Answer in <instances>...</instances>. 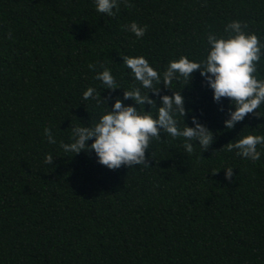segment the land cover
Returning <instances> with one entry per match:
<instances>
[{
	"label": "trees",
	"instance_id": "16d2710c",
	"mask_svg": "<svg viewBox=\"0 0 264 264\" xmlns=\"http://www.w3.org/2000/svg\"><path fill=\"white\" fill-rule=\"evenodd\" d=\"M232 20L264 43V0H126L112 17L93 0H0V264H264V155L253 162L226 146L264 135V117L227 129L229 100L214 102L199 71L170 87L213 132L207 150L194 144L189 154L182 138L162 134L146 153L150 167L113 170L94 151L59 146L71 126L108 108L82 99L88 87L101 101L111 95L109 106L123 97L95 79L101 65L131 89L138 82L123 56H144L163 72L180 56L201 59L207 34H224ZM134 21L147 25L141 39L126 29ZM257 67L264 78V59ZM160 95L172 91L161 85ZM256 111L264 115V105ZM185 122L193 126L191 115Z\"/></svg>",
	"mask_w": 264,
	"mask_h": 264
},
{
	"label": "clouds",
	"instance_id": "9594fccd",
	"mask_svg": "<svg viewBox=\"0 0 264 264\" xmlns=\"http://www.w3.org/2000/svg\"><path fill=\"white\" fill-rule=\"evenodd\" d=\"M125 2L126 0H93L95 10L109 17L115 16L121 3ZM246 28L244 22L232 20L226 25L224 34L209 32L206 36L205 55L201 59L192 60L188 56H180L169 61L163 72L158 71L144 56H123L122 64L138 82V86L131 89L120 87L112 70L101 65L103 70L96 72L95 79L101 82L103 89L110 92L123 89V97H115V102L109 106V101L113 99L111 95L101 101V92L88 87L83 92L82 99H94L98 104L106 103L108 108L97 121L90 122L87 126L84 123L83 126H71L70 142H60V148L64 153L74 155L82 151H94L98 163L113 170L121 166L150 167L146 153L153 140L162 141V134L166 136L164 140L168 137L182 138L183 147L189 154L194 151V144L207 150L213 143V132L192 110H186L181 90L174 91L170 87L174 80L186 81L184 86L188 85L196 71H199L205 84L212 90L214 102L222 105L224 98L229 100L227 118L224 120L227 129H233L248 114L264 117L260 111H256L264 105V78L259 76L257 67L264 59V43H261L255 33L246 31ZM126 29L137 39H141L147 31V25L141 26L134 21ZM8 38L11 39V36ZM89 67L95 69V65ZM157 85L160 86L156 87ZM161 85L171 90L172 95L161 96ZM149 93L159 97V104ZM129 99L134 104H126L125 101ZM145 104L151 106L150 111L145 110ZM189 115L193 126L185 122ZM44 135L49 144L57 143L51 128L46 127ZM234 141L226 145L227 150H235L244 159L255 162L264 155V151L258 147L264 146V135L247 134ZM44 162L52 165L53 155L47 154ZM224 169L225 179L231 180L234 168Z\"/></svg>",
	"mask_w": 264,
	"mask_h": 264
}]
</instances>
